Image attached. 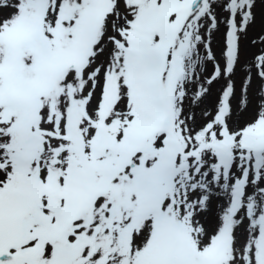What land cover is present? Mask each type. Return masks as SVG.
Here are the masks:
<instances>
[{
	"label": "snow or ice",
	"instance_id": "1",
	"mask_svg": "<svg viewBox=\"0 0 264 264\" xmlns=\"http://www.w3.org/2000/svg\"><path fill=\"white\" fill-rule=\"evenodd\" d=\"M0 264H264V0H0Z\"/></svg>",
	"mask_w": 264,
	"mask_h": 264
}]
</instances>
